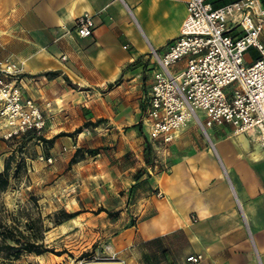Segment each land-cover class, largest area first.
I'll list each match as a JSON object with an SVG mask.
<instances>
[{
    "label": "crops",
    "instance_id": "obj_1",
    "mask_svg": "<svg viewBox=\"0 0 264 264\" xmlns=\"http://www.w3.org/2000/svg\"><path fill=\"white\" fill-rule=\"evenodd\" d=\"M186 1L0 0V55L48 117L53 166L98 149L78 166L88 189L80 182L81 196H68V208L82 211L68 230L81 220L101 234L114 255L106 264H264L263 136L227 125L205 136L191 122L148 162L150 50L163 54L179 36ZM82 14L94 20L89 38L74 32ZM249 51L246 64L258 57ZM184 68L181 60L171 71Z\"/></svg>",
    "mask_w": 264,
    "mask_h": 264
},
{
    "label": "built area",
    "instance_id": "obj_2",
    "mask_svg": "<svg viewBox=\"0 0 264 264\" xmlns=\"http://www.w3.org/2000/svg\"><path fill=\"white\" fill-rule=\"evenodd\" d=\"M213 1L187 0L179 36L163 54L150 50L155 68L143 123L153 147L165 148L191 122L205 136L213 126L227 125L236 135L253 132L264 137V7L260 0H234L217 7ZM94 28L88 14L75 20L79 38L91 37ZM251 48L258 57L246 64L244 56ZM181 60L183 71L172 73ZM19 75V69L0 55V119L9 137L40 133L48 123L40 106L23 95Z\"/></svg>",
    "mask_w": 264,
    "mask_h": 264
},
{
    "label": "rangeland",
    "instance_id": "obj_3",
    "mask_svg": "<svg viewBox=\"0 0 264 264\" xmlns=\"http://www.w3.org/2000/svg\"><path fill=\"white\" fill-rule=\"evenodd\" d=\"M246 53L255 57L249 50ZM43 132L44 130L31 135L9 137L5 123L0 119V173L6 166L9 173V185L0 193V202L4 203L8 211L15 214L23 211L24 214L20 216L21 222H24L25 215L36 217L40 213L49 229L45 235V244L53 251L41 255L24 253L14 263L106 264L114 255L109 254L101 243V234L83 229L81 220L76 221L70 230L68 220L57 226L51 222L54 219L53 214L61 209L72 212L68 208V196H81L79 192L83 188L77 186L80 182L88 189L85 182L87 179L82 174L84 169H79L78 166H82L84 160H90L98 149L82 147L73 153L69 152L68 164L56 168L53 166L54 158L48 156L52 142L43 138ZM148 148V162L154 167L157 164V156L151 158L150 151L157 154L159 151L163 152L164 148L151 145H148ZM48 157L51 159L50 162ZM143 173L150 175L146 171ZM81 212L78 211V214ZM48 216H51V219ZM3 262L0 258V264Z\"/></svg>",
    "mask_w": 264,
    "mask_h": 264
},
{
    "label": "trees",
    "instance_id": "obj_4",
    "mask_svg": "<svg viewBox=\"0 0 264 264\" xmlns=\"http://www.w3.org/2000/svg\"><path fill=\"white\" fill-rule=\"evenodd\" d=\"M234 0H214L215 7L232 2ZM88 125V124H87ZM81 131V128L76 130ZM34 131L24 134L31 135ZM23 134V135H24ZM65 135V134H63ZM53 142V139L47 140ZM75 162V160L73 161ZM9 185L8 166L0 173V193L4 192ZM23 211L15 214L7 210L3 202H0V258L3 264H15L24 253L41 255L46 252H53L45 244V235L49 230L40 213L36 217L25 215L24 222L20 221ZM78 212H68L65 209L54 213L52 224L54 226L73 219ZM51 219V216H48Z\"/></svg>",
    "mask_w": 264,
    "mask_h": 264
},
{
    "label": "bare ground",
    "instance_id": "obj_5",
    "mask_svg": "<svg viewBox=\"0 0 264 264\" xmlns=\"http://www.w3.org/2000/svg\"><path fill=\"white\" fill-rule=\"evenodd\" d=\"M198 114H199V117H201V116H203V113L202 112H200V111H198ZM186 127V126H185ZM185 127H183V128H185ZM183 128H181V129H183ZM257 136L259 137V138H262V136L261 135H258L257 134ZM264 138V137H263Z\"/></svg>",
    "mask_w": 264,
    "mask_h": 264
}]
</instances>
